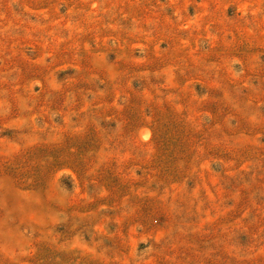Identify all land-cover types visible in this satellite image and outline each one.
Returning <instances> with one entry per match:
<instances>
[{
    "label": "rangeland",
    "instance_id": "1",
    "mask_svg": "<svg viewBox=\"0 0 264 264\" xmlns=\"http://www.w3.org/2000/svg\"><path fill=\"white\" fill-rule=\"evenodd\" d=\"M0 264H264V0H0Z\"/></svg>",
    "mask_w": 264,
    "mask_h": 264
}]
</instances>
